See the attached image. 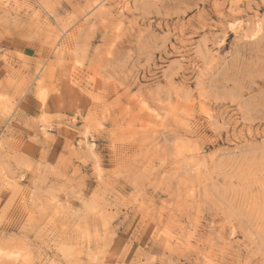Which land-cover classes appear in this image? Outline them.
<instances>
[{"label": "rangeland", "instance_id": "obj_1", "mask_svg": "<svg viewBox=\"0 0 264 264\" xmlns=\"http://www.w3.org/2000/svg\"><path fill=\"white\" fill-rule=\"evenodd\" d=\"M0 264H264V0H0Z\"/></svg>", "mask_w": 264, "mask_h": 264}]
</instances>
